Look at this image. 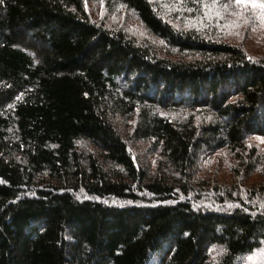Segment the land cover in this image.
I'll use <instances>...</instances> for the list:
<instances>
[{"label":"trees","instance_id":"1","mask_svg":"<svg viewBox=\"0 0 264 264\" xmlns=\"http://www.w3.org/2000/svg\"><path fill=\"white\" fill-rule=\"evenodd\" d=\"M213 1L230 0H0V264H236L264 246V186H245L264 177L247 141L264 135V59L181 25ZM95 2L198 57L137 43ZM202 149L232 154L236 182L202 179Z\"/></svg>","mask_w":264,"mask_h":264},{"label":"rangeland","instance_id":"2","mask_svg":"<svg viewBox=\"0 0 264 264\" xmlns=\"http://www.w3.org/2000/svg\"><path fill=\"white\" fill-rule=\"evenodd\" d=\"M227 4H232L233 7H229L227 10L221 7V5ZM205 5H209V7L206 8ZM205 5L202 6L196 15L194 14L192 16L196 21L192 22V18L186 16L181 22V25L184 28L194 29L196 32L209 34L220 42L239 46L251 59H264V24L256 19H251L248 23H245L236 16L229 15V13L235 10L242 11L244 16H250L251 10L249 8H235L234 0L225 3L213 1ZM173 8L175 11L178 7L174 6ZM89 9L93 17L98 21H105L106 24L123 30V32L128 34L137 43L152 50H159L163 56H169L178 61H187L193 57H198L193 53L178 54L176 51L168 49L161 41L154 38L144 29L133 13L119 6H110L107 8L105 2H95L90 5ZM217 11L221 13L220 18H217L215 15ZM177 13L179 15L181 13L180 10ZM175 17L176 19L180 18L179 16ZM234 21L235 23H233ZM133 123H126L120 120V129L125 130L128 125H132ZM257 137L264 138V135H251L247 141L252 148L264 153V142L258 140ZM80 147L90 151L95 150L86 142L80 143ZM131 149L136 151V156H139L145 165L150 164L152 168L156 166L158 155L153 154L149 144H135L131 141ZM198 156L202 169L200 173L202 179L207 178L209 182H216L220 185H230L236 182V177L234 179L233 175H237L238 162L227 150L210 153L206 149H202ZM262 171L263 169L260 167L251 176L245 175V186L247 185L251 189L259 188L261 184L264 186ZM209 253L213 261H219L224 254L222 248L215 245L211 246ZM249 257H252V259L249 260ZM236 264H264V246L253 253L240 256Z\"/></svg>","mask_w":264,"mask_h":264},{"label":"snow or ice","instance_id":"3","mask_svg":"<svg viewBox=\"0 0 264 264\" xmlns=\"http://www.w3.org/2000/svg\"><path fill=\"white\" fill-rule=\"evenodd\" d=\"M235 8H249L251 10L250 16H244L242 11H232L229 15L236 16L238 19L243 20L245 23H248L251 19H256L264 24V0H234ZM205 7H209V5H205ZM222 8L227 10L229 7H233L232 4L221 5ZM216 17L220 18L221 13L219 11L216 12ZM235 23V21L233 22ZM219 26V25H217ZM249 59H251L249 57ZM258 140L264 142V138L257 137ZM252 257H249L251 260Z\"/></svg>","mask_w":264,"mask_h":264}]
</instances>
